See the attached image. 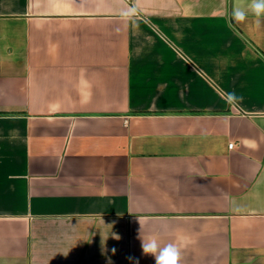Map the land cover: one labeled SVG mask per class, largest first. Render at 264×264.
Instances as JSON below:
<instances>
[{
	"label": "crops",
	"instance_id": "obj_1",
	"mask_svg": "<svg viewBox=\"0 0 264 264\" xmlns=\"http://www.w3.org/2000/svg\"><path fill=\"white\" fill-rule=\"evenodd\" d=\"M250 2L0 0V264H264Z\"/></svg>",
	"mask_w": 264,
	"mask_h": 264
},
{
	"label": "clouds",
	"instance_id": "obj_2",
	"mask_svg": "<svg viewBox=\"0 0 264 264\" xmlns=\"http://www.w3.org/2000/svg\"><path fill=\"white\" fill-rule=\"evenodd\" d=\"M248 11L257 17V24H259L260 18L264 17V0H251L247 10L242 7L234 8L232 19L237 23H242L246 20ZM187 243V238H181L180 243H168L162 246L156 237H152L146 241L142 240V250L145 255L154 257L155 264H180L182 249Z\"/></svg>",
	"mask_w": 264,
	"mask_h": 264
},
{
	"label": "rangeland",
	"instance_id": "obj_3",
	"mask_svg": "<svg viewBox=\"0 0 264 264\" xmlns=\"http://www.w3.org/2000/svg\"><path fill=\"white\" fill-rule=\"evenodd\" d=\"M228 23L233 24V21L231 19L228 20Z\"/></svg>",
	"mask_w": 264,
	"mask_h": 264
},
{
	"label": "built area",
	"instance_id": "obj_4",
	"mask_svg": "<svg viewBox=\"0 0 264 264\" xmlns=\"http://www.w3.org/2000/svg\"><path fill=\"white\" fill-rule=\"evenodd\" d=\"M232 146H233V144L231 143V144H229V148H232Z\"/></svg>",
	"mask_w": 264,
	"mask_h": 264
}]
</instances>
